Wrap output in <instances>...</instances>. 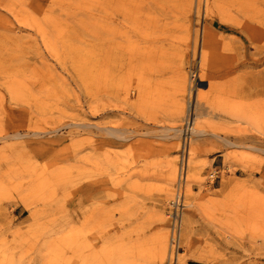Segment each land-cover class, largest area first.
Listing matches in <instances>:
<instances>
[{
    "label": "rangeland",
    "instance_id": "374dc122",
    "mask_svg": "<svg viewBox=\"0 0 264 264\" xmlns=\"http://www.w3.org/2000/svg\"><path fill=\"white\" fill-rule=\"evenodd\" d=\"M134 4L106 92L102 0H0V264H165L178 188L180 264H264V37Z\"/></svg>",
    "mask_w": 264,
    "mask_h": 264
},
{
    "label": "bare ground",
    "instance_id": "6f19581e",
    "mask_svg": "<svg viewBox=\"0 0 264 264\" xmlns=\"http://www.w3.org/2000/svg\"><path fill=\"white\" fill-rule=\"evenodd\" d=\"M138 1L140 2L145 1L148 3H151V2L153 3V2H156L157 0H120V3H118V0H102V12H103L102 25H101V35H102V40H103L102 77H103V82H104V89L106 92H109V89H110L109 77L114 76L117 71V63H118V68H120L119 62L121 59L118 56V53H116V49H118V32H119L118 31V11H119L120 16L122 14V19H126V17L128 16L130 12V7L133 8L134 6H136L134 2L136 3ZM229 1L233 4V6L236 7V12L240 14L244 19V22H236L235 24L240 29V31L241 32L246 31V33L249 35L250 34L254 35V33L255 34L258 33L260 36L262 35L261 37L263 38L264 37L263 36L264 35V17L262 19V14H264V11L261 10L258 6V4L261 3V1L260 0H229ZM141 4H144V2H142ZM261 7L263 8L264 5ZM249 20L250 21L252 20L256 23L255 27L248 26L247 22H249ZM200 44L202 46V39L200 40ZM257 44H259V41ZM111 47H112V53L110 55ZM255 49L256 51L261 53L262 51H264V46L258 45ZM201 59H202V56L199 55L198 63L201 62ZM263 73H264V70H263ZM261 85L262 86L264 85V79L262 78H261ZM193 107H194L193 105L189 106L191 112L193 111Z\"/></svg>",
    "mask_w": 264,
    "mask_h": 264
},
{
    "label": "built area",
    "instance_id": "2783aa9c",
    "mask_svg": "<svg viewBox=\"0 0 264 264\" xmlns=\"http://www.w3.org/2000/svg\"><path fill=\"white\" fill-rule=\"evenodd\" d=\"M183 194L177 189L176 196L171 201L172 211L169 214V248L165 264H180L181 247V215L183 209Z\"/></svg>",
    "mask_w": 264,
    "mask_h": 264
}]
</instances>
